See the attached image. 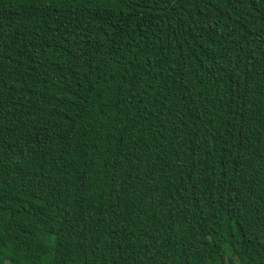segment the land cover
Returning <instances> with one entry per match:
<instances>
[{"label": "trees", "instance_id": "16d2710c", "mask_svg": "<svg viewBox=\"0 0 264 264\" xmlns=\"http://www.w3.org/2000/svg\"><path fill=\"white\" fill-rule=\"evenodd\" d=\"M0 264H264V0H0Z\"/></svg>", "mask_w": 264, "mask_h": 264}]
</instances>
